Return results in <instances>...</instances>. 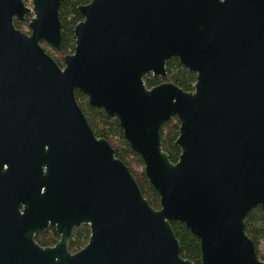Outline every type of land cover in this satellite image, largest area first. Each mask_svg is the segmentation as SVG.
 Listing matches in <instances>:
<instances>
[{"label": "water", "instance_id": "obj_1", "mask_svg": "<svg viewBox=\"0 0 264 264\" xmlns=\"http://www.w3.org/2000/svg\"><path fill=\"white\" fill-rule=\"evenodd\" d=\"M62 1L0 0V167L23 160L31 181L46 164L56 182L62 241L51 264H193L171 221L199 239L200 264H264L245 232L249 212L264 211V0H90L60 67L41 41L61 50ZM29 14L25 33L14 21ZM172 58L196 74L193 90L147 88ZM76 91L118 121L159 209L95 136ZM173 117L175 163L160 135ZM81 223L91 234L72 254Z\"/></svg>", "mask_w": 264, "mask_h": 264}, {"label": "trees", "instance_id": "obj_2", "mask_svg": "<svg viewBox=\"0 0 264 264\" xmlns=\"http://www.w3.org/2000/svg\"><path fill=\"white\" fill-rule=\"evenodd\" d=\"M29 0H23L26 2ZM90 0H63L59 8V16L62 22L61 50H56L58 58L55 59L60 67H63V57L66 54L73 53L75 46V38L73 36L74 26L82 20L77 7L88 3ZM29 17L25 19L28 22ZM17 28H20L23 21H14ZM165 77H153L147 75L144 77V83L147 88H151L164 81L174 83L184 91H192L196 82V74L188 71L181 65L178 59L172 58L166 62ZM77 102L82 108L87 121L96 137L106 139L115 151V156L122 160L131 171L135 181L137 182L143 196L149 205L154 209L160 208L159 196L150 184L144 174V170L138 172L134 166L143 165L138 154H136L123 138L122 130L116 119H110L100 108L92 107L87 102V97L79 91H76ZM179 134V121L176 117L166 122L160 131L163 150L169 155L171 162L178 160L180 149L174 145V141ZM173 232L180 244L181 255L183 258L190 260L193 264H200V243L199 239L193 235L184 224L178 221L170 222ZM245 232L254 242L257 256L264 261V250L259 249V244L264 241V211L260 208L252 209L245 222ZM88 238V230L80 228L77 230L75 240L71 242V246L84 244Z\"/></svg>", "mask_w": 264, "mask_h": 264}, {"label": "flooded vegetation", "instance_id": "obj_3", "mask_svg": "<svg viewBox=\"0 0 264 264\" xmlns=\"http://www.w3.org/2000/svg\"><path fill=\"white\" fill-rule=\"evenodd\" d=\"M27 17L30 20L32 15ZM24 165L23 160H15L0 167V264H51L57 256L51 259L47 252L60 249L62 241L61 197L56 182L52 184L47 177L46 164L32 167L31 181ZM83 227L88 230L86 242L71 246L77 230ZM90 234V223L73 227L67 251L73 254L81 250Z\"/></svg>", "mask_w": 264, "mask_h": 264}, {"label": "rangeland", "instance_id": "obj_4", "mask_svg": "<svg viewBox=\"0 0 264 264\" xmlns=\"http://www.w3.org/2000/svg\"><path fill=\"white\" fill-rule=\"evenodd\" d=\"M31 1L32 0H29V1H26L24 3L26 6L31 7ZM29 15H32V14H29ZM18 29H20L21 31H23L25 33H29L28 22H25V19H24L23 24H21L20 28H18ZM41 45L44 47L45 51L49 55H51L54 59L58 58V55L56 54L55 49L51 45H49L48 43H46L44 41H41ZM63 66H64V63H63ZM164 82H166V81H164ZM134 169L137 170L138 172H141L144 170V166L143 165L134 166ZM259 249L264 250V241L260 242Z\"/></svg>", "mask_w": 264, "mask_h": 264}]
</instances>
